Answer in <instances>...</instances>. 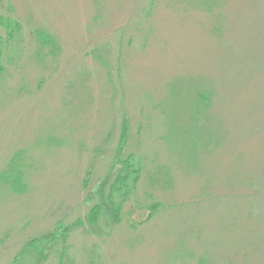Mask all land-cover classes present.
<instances>
[{
  "label": "rangeland",
  "instance_id": "obj_1",
  "mask_svg": "<svg viewBox=\"0 0 264 264\" xmlns=\"http://www.w3.org/2000/svg\"><path fill=\"white\" fill-rule=\"evenodd\" d=\"M0 38V264H264V0H0Z\"/></svg>",
  "mask_w": 264,
  "mask_h": 264
},
{
  "label": "trees",
  "instance_id": "obj_2",
  "mask_svg": "<svg viewBox=\"0 0 264 264\" xmlns=\"http://www.w3.org/2000/svg\"><path fill=\"white\" fill-rule=\"evenodd\" d=\"M15 25L16 23L13 24L14 27H16ZM13 33L12 31L11 34ZM49 36L43 34L40 37L42 44H52V39ZM3 45H5L4 41L0 38V75L3 73L5 67L3 64ZM142 172L143 161L133 153L125 156L122 155L119 158L117 157L115 166L111 168L109 174L102 180V183L98 187L96 194H98L99 202L94 206L89 220L94 219L96 221L101 215H104L108 221L112 220L118 223L122 217L125 204L137 189ZM0 178L5 184L14 189V191L20 192L24 189L26 183L20 154L16 155V158L11 161L9 167L1 173ZM86 180L85 182L87 184L89 177ZM154 207V205L151 206V208ZM50 237L36 239V245L31 253H34V258H36L38 263L43 260L44 241L46 240L48 242L51 240L53 242V238ZM26 248L30 249V246L28 245Z\"/></svg>",
  "mask_w": 264,
  "mask_h": 264
}]
</instances>
